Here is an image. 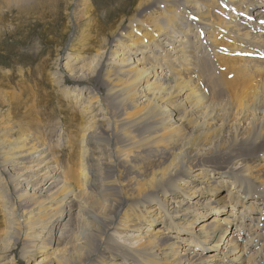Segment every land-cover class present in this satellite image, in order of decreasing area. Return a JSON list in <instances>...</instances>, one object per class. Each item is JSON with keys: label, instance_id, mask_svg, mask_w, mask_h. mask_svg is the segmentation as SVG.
<instances>
[{"label": "bare ground", "instance_id": "bare-ground-1", "mask_svg": "<svg viewBox=\"0 0 264 264\" xmlns=\"http://www.w3.org/2000/svg\"><path fill=\"white\" fill-rule=\"evenodd\" d=\"M68 2L77 7L74 43L89 46L84 34L94 28L104 47L87 66L67 56L68 75H54L58 86L84 85L75 90L88 122L81 175L58 174L47 155L31 166L39 156L29 136L0 143V190L7 174L15 179L18 207L4 208L20 231L23 259L264 264V206L258 216L243 210L250 194L264 197V0H131L136 13L112 23L111 11L93 19L91 0H0V7L12 12L16 3L23 28L33 12ZM32 179L37 186L21 200ZM73 208L79 231L60 248L55 233Z\"/></svg>", "mask_w": 264, "mask_h": 264}, {"label": "rangeland", "instance_id": "rangeland-1", "mask_svg": "<svg viewBox=\"0 0 264 264\" xmlns=\"http://www.w3.org/2000/svg\"><path fill=\"white\" fill-rule=\"evenodd\" d=\"M91 1H94L91 11L95 21L103 20L106 12L109 11L111 12L108 21L111 23L120 19L119 13L132 9L133 13H136L135 5L131 4V0ZM15 7L16 3H12V12L0 7V12H6L0 15V19L6 20L3 23L0 21V35L3 37L2 41L0 40V143L29 136V147L36 148L39 156L31 166L47 155L54 162L55 168H58V174L73 172L81 175L83 135L88 128V122L79 108V101L76 98L79 92L75 90L84 85H74L67 79L65 86H58L54 75L59 73L63 78L68 75V65H65L68 63L67 56L79 58L83 66L89 65L97 50L104 47V41L98 39V32L92 28L84 34L91 40L89 46H84L79 39L74 43L73 21L77 8L75 2L72 4L68 2L67 7L57 6L52 11L40 10L37 14L35 11L29 15L28 21L25 22L26 26L24 25L23 28L19 27L20 21L15 15ZM73 43L75 45L72 47ZM72 48L80 53H71L69 50ZM99 90L101 95L105 96V90L103 88ZM29 171L31 172H27V175H33L32 172H35V170ZM229 177L232 180V177ZM4 179L5 193L0 190V264H11V260L16 261V264H27L21 256L23 246L16 242L20 231L18 230L15 234L10 228L11 220L4 208V205L10 201L18 205L14 195L16 181L8 174ZM37 184V180L32 179L28 185H25L19 192L20 199L29 201L30 192ZM25 193L28 196L21 198ZM224 194L226 195L227 192L222 190L219 196ZM250 202H253V206L246 207ZM244 203L246 204L243 209L245 212L258 216L256 208L264 206V197H255L250 194L245 198ZM241 209L242 206L239 205L235 211L238 213ZM249 209L257 212L252 213ZM216 211V209L211 210L203 217L202 222L206 224L212 221ZM69 215L73 217L68 222L69 218L66 216L65 220L60 222V229L55 233L61 238L60 248L64 247L66 242H69L79 231L76 227L78 218L75 208L68 213ZM56 224L57 221L52 225ZM150 225L152 224L147 223L144 226ZM159 226L164 224H153V227ZM181 245L185 247L194 244L182 242ZM201 253L203 256L209 254L206 250H201Z\"/></svg>", "mask_w": 264, "mask_h": 264}]
</instances>
